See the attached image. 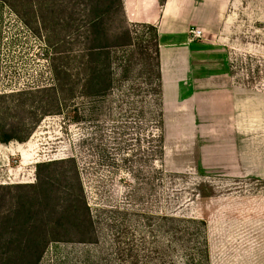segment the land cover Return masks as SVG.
<instances>
[{
	"label": "rangeland",
	"instance_id": "1",
	"mask_svg": "<svg viewBox=\"0 0 264 264\" xmlns=\"http://www.w3.org/2000/svg\"><path fill=\"white\" fill-rule=\"evenodd\" d=\"M16 8L0 1V93L51 82L50 44L44 31L31 28L55 15L44 16V8L24 0ZM57 18L60 24L62 15ZM240 21L236 32L243 37L224 45L228 70L234 83L264 91V0H249ZM108 23L113 35L122 24L116 18ZM57 29L51 36L59 49L80 48L68 46V30ZM136 51L107 97L76 100L80 112L95 106L93 114L76 123L51 112L25 141L0 142V264H264V145L244 143L242 170L234 172L205 141L204 163L190 136L174 142L176 135L168 144L158 81L135 59ZM29 117L16 98L0 99L4 122ZM68 157L75 158L92 235L79 241L80 234L63 224L70 230L62 229L60 241L46 244L36 258L25 209L46 213L54 202L32 199L27 186L41 172L57 196L72 187L77 192L71 162L47 164ZM26 195L28 203L20 204Z\"/></svg>",
	"mask_w": 264,
	"mask_h": 264
},
{
	"label": "trees",
	"instance_id": "2",
	"mask_svg": "<svg viewBox=\"0 0 264 264\" xmlns=\"http://www.w3.org/2000/svg\"><path fill=\"white\" fill-rule=\"evenodd\" d=\"M8 4L15 12L17 5L22 0H0ZM161 5L164 0H158ZM28 6H37L38 10L45 9L55 15L54 21L47 22V16L40 22L35 31L45 32V37L50 44L51 52L48 55L51 82L47 85L26 87L10 92L0 93V99L11 98L25 106V111L30 114L26 120L4 122L0 119V142L7 143L11 140L25 141L35 125L51 112L63 114L68 122L83 120L86 113L93 114L94 107L86 112L77 109L76 100H99L107 97L119 76L126 73L129 62L132 61V48H137V61L147 65L158 81L160 90V72L158 60V34L156 27L146 23L127 22L124 16L122 0H24ZM62 18L58 23V15ZM65 13L67 16H65ZM118 19L122 24L114 35L109 32V21ZM26 26L29 20L22 18ZM68 30V46L79 44L80 48L59 49V42H53L51 34L58 31L57 26ZM53 28L51 30L50 28ZM56 43V44H55ZM138 63V64H139ZM119 72L114 71V67ZM61 101L64 102L66 112H62ZM72 111V112H71ZM72 113V114H70ZM71 162L73 164L77 192L68 188L65 197L57 196L56 189L49 183V178L38 172L36 184L27 187L33 190L32 199L40 202L45 199L54 202L52 211L44 213L41 209L30 214L25 209L30 225L26 232L28 243H34L33 253L39 258L46 244L60 241L59 233L63 224H68L80 234L82 242L89 241L92 235L90 227L92 218L90 208L82 191V186L77 174L75 158L68 157L47 162ZM45 166L40 163L38 167ZM48 184V185H47ZM20 204L28 203V196H24ZM30 203V202H29ZM48 203V202H47ZM31 204H33L31 202ZM30 204V205H31ZM39 206V205H38ZM54 225H53V224Z\"/></svg>",
	"mask_w": 264,
	"mask_h": 264
},
{
	"label": "crops",
	"instance_id": "3",
	"mask_svg": "<svg viewBox=\"0 0 264 264\" xmlns=\"http://www.w3.org/2000/svg\"><path fill=\"white\" fill-rule=\"evenodd\" d=\"M247 2L164 0L160 5L158 0H122L129 20L154 25L157 30L167 143L190 136L197 140L198 157L204 163L206 145L201 142L205 141L211 153L234 172L242 170L244 143L264 145V91L234 83L224 46L243 37L236 31ZM191 29L201 30V38H194ZM261 47L250 48L257 52Z\"/></svg>",
	"mask_w": 264,
	"mask_h": 264
},
{
	"label": "built area",
	"instance_id": "4",
	"mask_svg": "<svg viewBox=\"0 0 264 264\" xmlns=\"http://www.w3.org/2000/svg\"><path fill=\"white\" fill-rule=\"evenodd\" d=\"M190 34L194 37V38H201L202 36V31L199 29H191L190 30Z\"/></svg>",
	"mask_w": 264,
	"mask_h": 264
}]
</instances>
